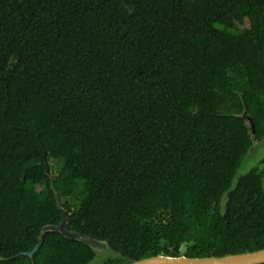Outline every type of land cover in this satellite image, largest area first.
Masks as SVG:
<instances>
[{"label":"trees","instance_id":"1","mask_svg":"<svg viewBox=\"0 0 264 264\" xmlns=\"http://www.w3.org/2000/svg\"><path fill=\"white\" fill-rule=\"evenodd\" d=\"M245 106L260 140L264 0H0V264L91 259L62 212L135 259L264 247Z\"/></svg>","mask_w":264,"mask_h":264},{"label":"water","instance_id":"2","mask_svg":"<svg viewBox=\"0 0 264 264\" xmlns=\"http://www.w3.org/2000/svg\"><path fill=\"white\" fill-rule=\"evenodd\" d=\"M240 116L246 118L247 122L250 124V138L252 144L247 150L241 164L235 171L232 179V184L230 188H233L240 171L246 167L247 163L250 161L255 149L257 147H262L264 145V138L258 141L254 138V121L251 116L248 115L246 111V106ZM66 212H62V219L59 223L55 225H47L50 230H59L64 236L75 238L88 244L92 251L93 256L84 264H105V260L109 259H119L118 263L114 264H263L264 263V247L255 250H245L236 253H227L223 255H209V256H187L183 252H178L175 255L168 254H155L146 257H141L138 259L132 258L130 256L123 255L119 251H114L110 248L106 240L91 238L81 232H73L69 230L65 225ZM38 245L36 244L31 250L25 252L16 253L13 256H18L20 254H26L32 258L34 252L37 250ZM10 256V257H13ZM6 257H0L5 259Z\"/></svg>","mask_w":264,"mask_h":264},{"label":"flooded vegetation","instance_id":"3","mask_svg":"<svg viewBox=\"0 0 264 264\" xmlns=\"http://www.w3.org/2000/svg\"><path fill=\"white\" fill-rule=\"evenodd\" d=\"M263 138H264V136H263ZM262 138V139H263ZM262 139H260V140H258V141H261ZM263 155H264V145L261 147H257L256 149H255V151H254V153H253V160L251 161V162H249L248 164H249V166H250V168H253V167H257V166H260V167H264V163L263 162H261V158L263 157ZM248 166V165H247ZM263 195H264V193H263ZM106 260H108L107 262V264H111V263H113L114 262V260L113 259H109V258H107ZM110 260V261H109Z\"/></svg>","mask_w":264,"mask_h":264},{"label":"rangeland","instance_id":"4","mask_svg":"<svg viewBox=\"0 0 264 264\" xmlns=\"http://www.w3.org/2000/svg\"><path fill=\"white\" fill-rule=\"evenodd\" d=\"M252 160H253V156L251 157V159H250V161H249V162H251ZM249 162H248V163H249ZM248 163H247V165H248ZM247 165H246V166H247Z\"/></svg>","mask_w":264,"mask_h":264}]
</instances>
